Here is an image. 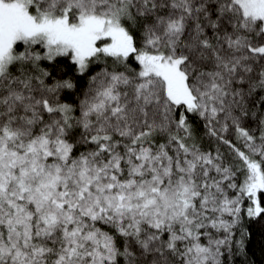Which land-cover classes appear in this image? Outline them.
<instances>
[{"label":"snow or ice","instance_id":"6c2138e0","mask_svg":"<svg viewBox=\"0 0 264 264\" xmlns=\"http://www.w3.org/2000/svg\"><path fill=\"white\" fill-rule=\"evenodd\" d=\"M0 264H264V0H0Z\"/></svg>","mask_w":264,"mask_h":264}]
</instances>
